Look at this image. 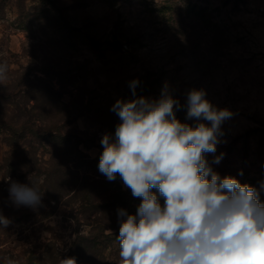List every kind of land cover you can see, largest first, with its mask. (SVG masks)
<instances>
[{
  "label": "rangeland",
  "instance_id": "374dc122",
  "mask_svg": "<svg viewBox=\"0 0 264 264\" xmlns=\"http://www.w3.org/2000/svg\"><path fill=\"white\" fill-rule=\"evenodd\" d=\"M68 23L102 44L75 39L73 28H62ZM116 29L133 43L111 49L106 39ZM0 64L8 66L0 89L25 73L32 92L46 85L38 76L60 87L54 67L72 70L75 112L81 111L75 124L95 138L81 152L54 153L51 142L13 137L0 126V215L9 221L0 225V264H61L70 257L76 264H119L118 210L135 214L141 199L119 175H97L90 160L115 131L99 129L87 101L107 111L117 100L155 101L166 91L179 102L176 118L194 127L208 122L187 117V96L203 90L215 108L232 114L206 160L221 178L254 187L264 203V0H0ZM13 183L37 187L41 204L14 203Z\"/></svg>",
  "mask_w": 264,
  "mask_h": 264
},
{
  "label": "clouds",
  "instance_id": "9594fccd",
  "mask_svg": "<svg viewBox=\"0 0 264 264\" xmlns=\"http://www.w3.org/2000/svg\"><path fill=\"white\" fill-rule=\"evenodd\" d=\"M8 66L0 64V82ZM138 81H132L133 96ZM203 90L188 93V118L175 116L178 100L163 91L159 100H117L112 111L121 123L115 139L105 134L98 169L109 181L117 175L140 198L135 214L118 210L119 264H264V203L257 190L232 176L220 177L205 158L214 154L231 117L205 99ZM223 154L213 163L219 164ZM159 197L164 198L161 205ZM14 203L41 204L35 186L13 183ZM9 221L0 215V225ZM7 264H16L7 260ZM61 264H76L65 258Z\"/></svg>",
  "mask_w": 264,
  "mask_h": 264
},
{
  "label": "trees",
  "instance_id": "16d2710c",
  "mask_svg": "<svg viewBox=\"0 0 264 264\" xmlns=\"http://www.w3.org/2000/svg\"><path fill=\"white\" fill-rule=\"evenodd\" d=\"M64 20L66 22V19ZM68 25L70 26L63 24L62 28L65 32L73 28V31L77 34L75 39H87L90 45L99 46L102 44L100 42L102 39L97 38L93 33L86 32V30L79 27H71L69 23ZM69 35L70 39H74L73 34ZM106 40L110 48L114 50L117 46L121 47L123 43H133L134 38L125 34L123 29H116L112 32L111 37ZM54 68L56 69L54 71L55 76L60 84L59 88H56L51 80L47 81L38 76L41 83L45 82L46 85L45 87L37 85L38 92H32L33 85L29 84L31 79L25 73L15 83L4 84V87H1L0 126L6 129L13 137H34L41 141L51 142L54 146V153L81 152L78 149L79 146L81 144L85 146L90 143L93 144L95 138L83 136L85 132L79 130L75 124L77 115H81V111L75 112L77 100L73 99L77 95L74 91V89H77V76L72 70L68 69L62 72L63 70L57 68V66ZM67 93L71 97L69 100L65 99ZM83 97L82 95L80 96L81 101H84ZM32 101L35 103L32 104ZM84 107L94 111L95 116L93 115V117L99 121L100 130H105L106 132L115 131L117 122L120 120L111 110V107H108L107 111H105L103 104L100 103V105L93 107L92 101H89V103L87 101V104L84 103ZM100 156L91 158V163L97 165L91 166H96L98 169ZM95 171L99 172L97 175L104 176L99 169Z\"/></svg>",
  "mask_w": 264,
  "mask_h": 264
}]
</instances>
